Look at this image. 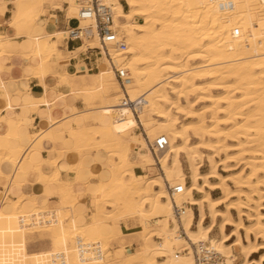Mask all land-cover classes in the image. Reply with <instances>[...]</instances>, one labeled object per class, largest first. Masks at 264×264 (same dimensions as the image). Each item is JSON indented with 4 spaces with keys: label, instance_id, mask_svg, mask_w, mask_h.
<instances>
[{
    "label": "bare ground",
    "instance_id": "1",
    "mask_svg": "<svg viewBox=\"0 0 264 264\" xmlns=\"http://www.w3.org/2000/svg\"><path fill=\"white\" fill-rule=\"evenodd\" d=\"M106 1L127 44L125 51H113L115 63L130 73L126 93L131 100L143 99L138 118L127 107H120L125 93L106 60L78 81L73 73L56 71L53 56L61 58L64 32L49 31L47 20L40 18L45 4L53 0H15L14 5H24L18 11L32 24L28 49L21 55L37 60L32 65L33 75L40 79L52 75L69 94L84 96L89 107L81 115L88 117L93 112L100 119L65 133L72 151L81 157L95 150L105 155L101 170L107 179H97L99 172L89 169V181L96 179L91 192L93 206L87 215L90 220L78 224L76 195L70 183L61 180L57 167L59 149L53 148L56 158L42 159V138L33 140L35 134H31L19 167L31 169L26 175H39L43 183L58 184L57 205L50 207L47 197L33 196L26 201L33 205L32 212H25L22 195L0 200V240L26 235L29 229L48 231L53 251H62L67 264H195L191 243L216 251L224 264H264V0H233L230 7H222L217 0H123L127 9L120 0ZM69 2V16L76 19L77 2ZM135 17L140 20L134 21ZM83 24L78 20V25ZM235 28L238 35L233 34ZM89 44L99 46L96 38ZM7 45L8 41L0 40V53ZM40 101L48 106L47 100ZM20 124L21 120L9 121L11 132L0 139L4 147L0 162H13L27 148L17 133ZM137 126L146 136L135 135ZM44 134L54 140L53 131ZM160 135L167 137L168 147L155 157L148 141ZM12 138L19 140L15 150L8 146ZM204 157L209 171L203 173ZM83 165L80 160L73 168L78 172ZM153 165L160 172L152 174L151 168L137 175L133 171L134 166L146 169ZM176 184L183 185V192L172 199L167 187ZM215 189H220V196L210 194L209 190ZM194 191L201 196L195 197ZM69 200L73 207L64 206ZM174 202L184 206L181 224L186 238L178 232ZM119 211L142 222L129 229L140 236L139 245L134 250L120 245L108 250L104 258L79 256L75 248L78 235L98 242L102 251L112 240L122 243L128 235L127 226L112 222ZM45 212L51 217L48 223H41ZM10 245L0 241V261L27 264L25 243ZM255 253L258 256L253 258Z\"/></svg>",
    "mask_w": 264,
    "mask_h": 264
},
{
    "label": "crops",
    "instance_id": "2",
    "mask_svg": "<svg viewBox=\"0 0 264 264\" xmlns=\"http://www.w3.org/2000/svg\"><path fill=\"white\" fill-rule=\"evenodd\" d=\"M14 3L15 0H0V5H7L8 7L7 12H0V36L9 34L10 32V25L6 27L3 24V17L7 16L8 20L11 21L12 9L15 6ZM55 3H58L60 7L50 9V3H47L44 6V12L40 14L41 19L47 20L49 31H64L67 27L78 25L77 18L74 19L69 16V0H55ZM78 45V41L62 40L59 45L61 58H53L56 71L73 73L76 81L79 80L80 76H87L90 72L97 71L101 66V63L86 61L81 54H77L80 49L75 48ZM27 49L28 43L26 41L8 42L6 47L7 52L0 53V139L11 132L10 120H21V124L17 128V133L20 137L21 144L25 148L27 147L24 151H21V154L15 157L16 162L15 160L13 161L14 163L8 160H2L0 162V170L10 176L9 180L5 174L0 173V200L3 202V199L7 196L12 197V199H20L22 195L21 199L23 198L22 204L24 207L22 209L25 212H29L33 208V205L26 203L33 196L37 199L47 197L51 204L57 201L58 184L52 181L43 183L39 180V175H26L27 172L32 171L31 169L26 166L19 167L22 156L28 151L27 149L31 143L29 136L35 134L32 138L33 140L42 138L39 144V154L42 159L50 160L56 158L58 153L53 148L59 149V154L61 155L58 157L61 158H57V167L60 172V178L63 182L70 183L72 191L76 195V203L74 205L76 222L83 225L89 221V216L87 215L90 214V208L93 206L92 193L96 186V179L90 181L88 179L91 178L89 169L94 173L99 172L97 179H107L106 172L104 169L101 170V164L105 160V155L101 151L95 150L81 157L78 153L72 151L73 144L65 133V130L76 128L84 123H99L100 119L93 112L88 117L81 115L89 107V102L84 96L79 98L74 94H69L67 88L60 87L57 79L52 75H48L43 79L33 75L32 65L37 60L33 59V57H29V59H25L24 56L22 57L21 52ZM46 89L47 91H45ZM41 99L47 100L48 106L46 103L40 101ZM30 104H34V106L32 105L33 108L36 105V109L34 110ZM49 117H53L54 120L49 121ZM48 131H53L54 140L44 137V133ZM135 135L137 136L138 134L135 133ZM8 144L10 149L15 150L18 148L19 140L16 138L9 139ZM1 149H4V147L0 146V151ZM79 159L84 162V165L77 172L74 170L73 165L79 162ZM153 166L147 167L146 169L141 166H134L133 171L137 175H143L151 168L154 169ZM15 168L17 169L16 171ZM153 169L150 170V173H158L152 171ZM75 177H78L79 180ZM13 178H16L17 181H13ZM3 191H5L4 195H2ZM28 206L29 208H27ZM0 241L6 247H11L10 244L25 243L27 264H53L50 255L54 252V249L50 236L38 237L36 235L26 237V235H14L11 237L5 236ZM32 243L37 246L34 251L29 250L30 244ZM65 264L67 263L65 262Z\"/></svg>",
    "mask_w": 264,
    "mask_h": 264
},
{
    "label": "built area",
    "instance_id": "3",
    "mask_svg": "<svg viewBox=\"0 0 264 264\" xmlns=\"http://www.w3.org/2000/svg\"><path fill=\"white\" fill-rule=\"evenodd\" d=\"M223 3L222 7H230L233 0H217ZM77 9L76 17L79 21L85 22L83 25H75L73 27H67L63 32L64 35L62 40L64 41H78L79 45L75 48L85 45L83 49L77 52L81 54L86 61H92L94 63H100L106 60L107 66H110L114 72V76L123 88L124 93L123 98L120 101V107H127L133 115L138 118L139 112L143 109V99L136 98L131 100L126 93V84L131 80L129 71L115 63L113 57V51L121 52L125 51L127 44L123 33L114 25L112 10L107 4L106 0H76ZM234 35L239 34V29L235 28L233 31ZM96 38L99 46H92L89 41ZM135 131H138L141 135H145V131L137 126ZM148 146L153 152L154 156L158 153H162L168 147V139L165 135H160L156 137L152 142L148 141ZM167 192L169 196L174 198L175 194L183 192V185L176 184L174 186L167 187ZM32 212V211H30ZM173 217L178 221V232L184 238H186L184 229L181 224V216L184 213V206L173 203L172 208ZM51 215L49 213H43L40 216L41 223H48ZM19 221L22 223L23 218L19 216ZM157 241L161 239L154 235ZM192 249L194 251V261L195 264H224L223 257L216 253L214 250H210L204 247L203 244L191 243ZM75 248L79 256L84 255L92 256H102V250L100 249L99 243L95 241H89L82 236H77L75 238ZM64 253L62 251H54L50 255V259L53 264H65Z\"/></svg>",
    "mask_w": 264,
    "mask_h": 264
},
{
    "label": "rangeland",
    "instance_id": "4",
    "mask_svg": "<svg viewBox=\"0 0 264 264\" xmlns=\"http://www.w3.org/2000/svg\"><path fill=\"white\" fill-rule=\"evenodd\" d=\"M121 1V3L123 4V6H124V9H127L128 8V6L126 5V3L123 1V0H120ZM140 19L139 18H137V17H135V19H134V21H139ZM119 29V28H118ZM120 30V32H122L123 33V31L121 30V29H119ZM61 42H62V39H60V44H61ZM56 57V55H54L53 56V58H55ZM120 86V85H119ZM134 132L136 133V134H140V133H138V131H135L134 130ZM146 132V131H145ZM206 158L204 157V159H203V162H204V164H202V166H201V172H207V171H209V167H208V162H207V160H205ZM199 161V160H198ZM202 162V163H203ZM182 163H183V169L185 170V173H186V175L188 176L189 174H188V168H187V163L184 161V159L182 158ZM154 167V169H153V171L154 172H160V171H158V168L156 167V165L155 166H153ZM157 168V169H156ZM221 172V174H223V175H225V172H222V171H220ZM7 178H8V176H6ZM212 180V182H215L216 181V179H214V178H212L211 179ZM186 182L188 183L189 182V177H186ZM210 191V194L214 197H218V196H220L221 195V191H220V189H215V190H209ZM193 194H194V196L195 197H200L201 196V194L200 193H197V192H193ZM70 202V203H69ZM70 204V205H69ZM50 205V204H49ZM55 205H57V203L56 202H53L51 205H50V207H53V206H55ZM66 205V207L68 206V207H71V205H72V207H73V202H71L70 200L68 201V202H66L65 204H64V206ZM219 208H221L222 209V206H220ZM68 211V210H67ZM125 214H128V215H125ZM118 215L120 216V217H118ZM123 215H125L124 217H123ZM234 215H236V213L234 212ZM68 215L67 214H65V217H67ZM130 216H132L131 214H129V213H125V212H120L119 211V213H117V216L116 217H114V219L112 220V222L114 223H121V224H123V226L125 225V227L127 226L128 227V229H127V227H126V231L128 232V233H126V235L127 236H125L124 237V240L122 241V243H120V241L119 240H112L111 242H109L108 243V245L109 246H107V249H105V250H103L102 251V256H100V257H103L104 258V256H105V254L108 252V250H114V249H116V247L118 248L120 245L121 246H123L124 247V249H130V250H134V248L135 247H137L138 245H139V243H140V236L138 235V234H132V233H129L130 231H129V229L130 230H134V229H136L137 228V226H139L142 222L141 221H137V219H136V217L134 218H132V217H130ZM88 220H90V218H88ZM129 224L131 225V227H129ZM28 231V233L26 234V237H28V236H38V237H47V236H49V232L48 231H33V229H29V230H27ZM137 232V231H136ZM209 244V243H208ZM12 246V245H11ZM37 248V246L35 245V244H30V247H29V250L30 251H34L35 249ZM258 256V253H255V254H253L252 255V257L253 258H255V257H257ZM98 257V256H97ZM238 262L239 261H236V263L235 264H238Z\"/></svg>",
    "mask_w": 264,
    "mask_h": 264
},
{
    "label": "snow or ice",
    "instance_id": "5",
    "mask_svg": "<svg viewBox=\"0 0 264 264\" xmlns=\"http://www.w3.org/2000/svg\"><path fill=\"white\" fill-rule=\"evenodd\" d=\"M23 7L24 5L19 4V3H17L13 7L11 21L8 20L7 16L3 17L4 26L7 27L10 25V32L9 34L0 36V40L8 41V42H19L22 40L27 41V39L30 38V35H31L30 29H31L32 24L29 22L27 17L23 16L18 11L19 9H22ZM59 7L60 5L58 3H55V0H53V3L49 5L50 9H56ZM7 11H8L7 5H0V12H7ZM57 22L59 21L57 20ZM32 23H35V21H33ZM54 35H63V33H54ZM69 56H71V54H69ZM64 78L67 79L68 77L65 75ZM45 91H47V89ZM9 107H11V105H9ZM120 226L123 227V224H121ZM129 227H131L130 224H129ZM0 264H5V262L0 261Z\"/></svg>",
    "mask_w": 264,
    "mask_h": 264
}]
</instances>
